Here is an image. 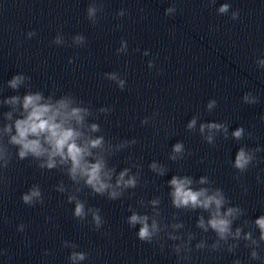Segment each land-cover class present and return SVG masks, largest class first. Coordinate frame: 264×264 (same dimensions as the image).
Listing matches in <instances>:
<instances>
[{
  "label": "clouds",
  "instance_id": "1",
  "mask_svg": "<svg viewBox=\"0 0 264 264\" xmlns=\"http://www.w3.org/2000/svg\"><path fill=\"white\" fill-rule=\"evenodd\" d=\"M102 7V5H101ZM230 5L228 3L222 4L218 12L225 14L228 12ZM99 9L93 4L87 8V18L93 23L96 22V13ZM174 7H170L166 10L165 15L172 13ZM118 16H124L125 12L122 9L117 13ZM239 12H233L232 19H237ZM34 33H29L33 35ZM76 43H84V36L77 35L75 38ZM55 43H61L59 37L56 38ZM127 49L126 41H121V48L117 49V52H123ZM147 53H145L146 55ZM264 64V61L260 62ZM149 67H152L151 62ZM110 80H118L116 73L105 74ZM25 77L23 75H14L12 79L8 81V87L13 90L19 89L23 84ZM125 82L118 80V85L121 90L124 89ZM246 104H257L259 102L258 97L253 96L251 93H246L243 97ZM5 104L12 106L13 110H16L17 105L22 109L20 111V117L13 120V112L4 113V117L12 123L5 124L0 134V170L7 169L11 159L12 153L9 151L7 145L3 143V135H7L8 145H12L17 149L16 156L19 160H25L31 158L36 162V165L41 170H54L60 169L66 172L69 180L79 185L83 182V185L91 190L93 194L99 196H106L109 200L120 199L125 190L134 189L138 185V176L129 175L130 169L125 168L119 172L115 177V183H112L115 168L108 167L106 155L111 156L115 152L125 148L129 143L135 144L137 141H122L121 143L113 146L111 141L105 140L103 135L93 136V133L101 131V127L97 123L89 124L87 122L88 117L92 115L90 108L82 106L83 102H78L77 99L66 94L60 99L53 101L49 96L47 99L40 93H28L22 98L20 96H12L4 101ZM216 105V101H209L207 107L211 110ZM110 109L101 108L99 112L107 113ZM264 120V116L261 117ZM147 118L141 121L142 124H146ZM196 118L194 117L187 125L188 129L195 128ZM207 130L208 135L205 136V140L208 144L214 143V134L220 131L225 133V139H227V126L221 123H209L200 125V133L203 135ZM251 135V134H250ZM244 136V128L239 127L233 133L232 137L236 140H241ZM96 150V151H94ZM184 151V145L182 143H176L172 152L173 155L169 159L176 161L182 158L180 154ZM262 151L260 148L246 149L245 147L239 148L235 154L234 163L232 167L238 170L239 173H244L248 170L249 166L256 161V153ZM151 171L155 172L159 176H164L168 169L153 162L149 165ZM127 177V179H126ZM2 179V177H0ZM259 179V178H258ZM193 179L189 176H172L168 181L171 188L169 193L171 197L172 206L175 209L196 210L202 209L208 213V219L201 215L197 222L196 227L203 230L204 233L209 231L215 234V241L211 244H207L206 239H201L195 244L197 250H203L210 248L212 251H220L223 245H226V250L229 253L239 247L241 240L245 241L246 247L251 249L250 258L252 260H261L257 249L260 248L261 243H264V215L259 216L254 220L256 228L259 229V236L254 237L252 231H244V226L249 224L248 220L243 221V226L236 227L233 230V223L239 220L245 215V210L239 206H232L228 197H226L223 189L219 187L208 188L200 187L198 190H194ZM198 183L200 185L209 184V178L202 176ZM58 191L64 192L63 181L60 182ZM76 191H81L80 188H76ZM21 200L25 205L35 206L36 203H43V195L40 186L34 184L31 188L22 194ZM69 203L75 202V209L73 216L79 220H84L90 213L92 216V223L96 230H99L105 223L103 217L100 215V209L88 208L86 210L85 203L77 198L75 195H69L67 197ZM143 203V201H140ZM161 203L159 198L152 199L150 204L153 206L154 215L150 218L147 214H138L133 212L128 218L127 223L130 227L135 228L139 225L137 233L138 239L142 242L153 243L159 237L163 228L161 223L156 217L161 216V212L158 209V205ZM151 219V223L149 220ZM25 225L21 224L19 231L24 230ZM173 229L183 228L182 223H175L171 225ZM196 238L194 233L189 232L187 239H183L179 235L168 233V239L172 241H182L179 244H173L172 250L179 259L188 260L191 257L187 255L192 251L190 247L191 242ZM229 240L234 241L229 243ZM223 242V245L221 244ZM64 246L67 247V242H64ZM75 247V245H73ZM161 250L164 245L160 244ZM184 255H181V254ZM47 255V253H45ZM69 259L75 264L76 261H83L87 259V253L85 252H72ZM233 264H241L240 260H235Z\"/></svg>",
  "mask_w": 264,
  "mask_h": 264
}]
</instances>
